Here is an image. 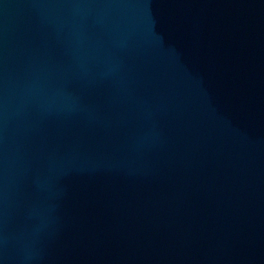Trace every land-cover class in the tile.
Here are the masks:
<instances>
[{
  "label": "water",
  "instance_id": "1",
  "mask_svg": "<svg viewBox=\"0 0 264 264\" xmlns=\"http://www.w3.org/2000/svg\"><path fill=\"white\" fill-rule=\"evenodd\" d=\"M0 264H264V0H0Z\"/></svg>",
  "mask_w": 264,
  "mask_h": 264
}]
</instances>
